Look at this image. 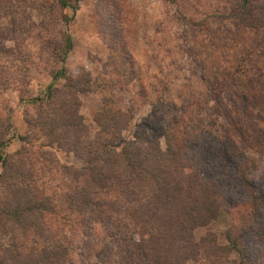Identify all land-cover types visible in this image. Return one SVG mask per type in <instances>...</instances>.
I'll return each instance as SVG.
<instances>
[{
  "label": "rangeland",
  "instance_id": "obj_1",
  "mask_svg": "<svg viewBox=\"0 0 264 264\" xmlns=\"http://www.w3.org/2000/svg\"><path fill=\"white\" fill-rule=\"evenodd\" d=\"M222 1L71 0L72 6H62L58 0H0V137L7 143L0 148L7 158L0 159V264H41L43 246L61 237L69 264H149L139 233L126 220L110 230V222L70 209L67 198L83 184L85 160L32 127L28 120L39 108L46 116L52 107L32 99L43 96L54 72L65 66L81 83L92 79L77 91L87 138L99 135L96 113L109 108L128 121L114 141L118 149L144 135L152 138L155 127L174 116L183 117L187 129L214 133L217 143L223 120L215 108L216 83L241 47L231 23L210 15ZM68 34L73 46L62 62ZM258 60L264 67V56ZM68 83L57 82V96L67 95ZM30 197L49 209L27 217L7 214L23 210ZM229 225L220 221L212 229L220 233ZM203 236L205 229H197L196 243ZM241 248L245 256H264L253 235L244 236ZM206 260L200 251L187 264Z\"/></svg>",
  "mask_w": 264,
  "mask_h": 264
},
{
  "label": "trees",
  "instance_id": "obj_2",
  "mask_svg": "<svg viewBox=\"0 0 264 264\" xmlns=\"http://www.w3.org/2000/svg\"><path fill=\"white\" fill-rule=\"evenodd\" d=\"M212 9L211 17L231 23V33L241 45L216 83L215 108L223 120L217 143L214 133L187 129L184 118L174 116L166 126H156L152 138L144 135L118 149L114 141L128 121L109 108L96 113L99 135L87 138L77 91L92 79L85 77L81 83L65 66L54 72L45 94L32 99L38 106L52 105L46 116L38 107L36 118L28 120L32 127L50 140L61 139L85 160L83 184L67 198L70 209L87 213L97 223L110 222V230L126 220L124 225L139 233L149 264H187L200 251L207 257L205 264H264V67L258 60L264 56V0H233L228 5L223 0ZM72 46L68 34L62 62ZM61 79L69 81L70 91L60 97L62 89L56 84ZM5 144L0 137V148ZM0 159H7L1 151ZM48 209L30 197L23 210L20 206L7 214L27 217ZM220 221L230 225L215 233L212 227ZM16 223L28 231L24 222ZM197 229L206 231L201 244L196 243ZM246 235L262 246L261 260L243 254ZM63 241L61 237L43 246L41 264H69L70 249Z\"/></svg>",
  "mask_w": 264,
  "mask_h": 264
}]
</instances>
